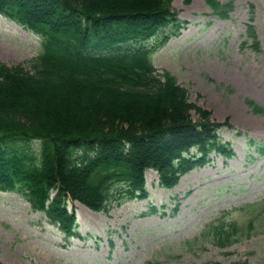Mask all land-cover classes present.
<instances>
[{"label":"trees","instance_id":"obj_1","mask_svg":"<svg viewBox=\"0 0 264 264\" xmlns=\"http://www.w3.org/2000/svg\"><path fill=\"white\" fill-rule=\"evenodd\" d=\"M171 1L0 0V14L41 42L30 68L0 62V189L18 190L68 235L77 227L69 201L107 211L112 197H148V168L172 188L211 152L233 155L218 135L229 122H216L152 64L183 23ZM208 3L223 19L233 9ZM129 43L140 48L123 49ZM249 226H214L211 238L226 247L250 236Z\"/></svg>","mask_w":264,"mask_h":264},{"label":"rangeland","instance_id":"obj_2","mask_svg":"<svg viewBox=\"0 0 264 264\" xmlns=\"http://www.w3.org/2000/svg\"><path fill=\"white\" fill-rule=\"evenodd\" d=\"M219 1L234 3L227 20L214 17L206 0H173L172 10L188 24L152 58L159 70L176 76L191 102L219 122L229 119L233 129L220 134L234 156L213 153L209 165L192 170L172 190L149 170V198L118 205L113 197L107 212L71 204L77 237L68 238L22 195L0 191V264H264V156L248 145L250 139L264 142V114L246 102L264 107V0ZM40 49L37 35L0 15V62L30 68ZM261 200L263 205L246 208ZM251 219V236L227 248L202 236L212 223L248 226Z\"/></svg>","mask_w":264,"mask_h":264},{"label":"bare ground","instance_id":"obj_3","mask_svg":"<svg viewBox=\"0 0 264 264\" xmlns=\"http://www.w3.org/2000/svg\"><path fill=\"white\" fill-rule=\"evenodd\" d=\"M107 28H108V26H107Z\"/></svg>","mask_w":264,"mask_h":264}]
</instances>
